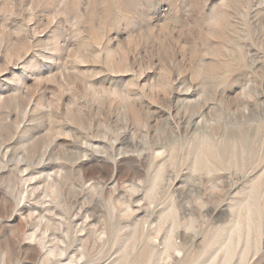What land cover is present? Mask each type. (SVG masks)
Wrapping results in <instances>:
<instances>
[{
    "label": "rangeland",
    "instance_id": "rangeland-1",
    "mask_svg": "<svg viewBox=\"0 0 264 264\" xmlns=\"http://www.w3.org/2000/svg\"><path fill=\"white\" fill-rule=\"evenodd\" d=\"M0 264H264V0H0Z\"/></svg>",
    "mask_w": 264,
    "mask_h": 264
}]
</instances>
